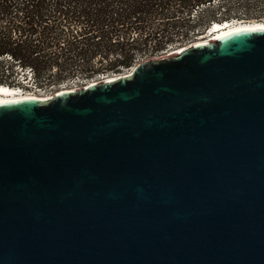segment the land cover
Instances as JSON below:
<instances>
[{
    "label": "water",
    "instance_id": "obj_1",
    "mask_svg": "<svg viewBox=\"0 0 264 264\" xmlns=\"http://www.w3.org/2000/svg\"><path fill=\"white\" fill-rule=\"evenodd\" d=\"M179 49L0 101V264H264V27Z\"/></svg>",
    "mask_w": 264,
    "mask_h": 264
},
{
    "label": "trees",
    "instance_id": "obj_2",
    "mask_svg": "<svg viewBox=\"0 0 264 264\" xmlns=\"http://www.w3.org/2000/svg\"><path fill=\"white\" fill-rule=\"evenodd\" d=\"M233 21H264V0H0V86L83 85Z\"/></svg>",
    "mask_w": 264,
    "mask_h": 264
},
{
    "label": "bare ground",
    "instance_id": "obj_3",
    "mask_svg": "<svg viewBox=\"0 0 264 264\" xmlns=\"http://www.w3.org/2000/svg\"><path fill=\"white\" fill-rule=\"evenodd\" d=\"M245 26H252V27H264V22H252V23H229V22H225L223 24L220 23H215V25H212V27L210 28L211 31L213 29V31H217V34L210 39H204V40H198L201 42L204 41H209V40H215L217 38H219L220 36H223L224 34L236 29V28H240V27H245ZM180 49H177L175 51H172L171 53H178ZM22 89L20 88H11V87H7V86H0V101H4V100H13L16 98H21L24 97L26 95L21 94ZM20 91V92H19ZM47 96H43L42 98H46Z\"/></svg>",
    "mask_w": 264,
    "mask_h": 264
},
{
    "label": "rangeland",
    "instance_id": "obj_4",
    "mask_svg": "<svg viewBox=\"0 0 264 264\" xmlns=\"http://www.w3.org/2000/svg\"><path fill=\"white\" fill-rule=\"evenodd\" d=\"M216 34H217V31H213V29L211 31V29H209V30H207V32L205 34L200 36L197 40H204V39H207V38L210 39V38H213ZM166 54H163V55H166ZM163 55H160L158 57H161ZM85 83H83V85H82V82L79 83V84H77L76 82H75V84H71V82H70V85L65 84V85H62V86H66V88L74 87L75 85H77L79 87H82V86L85 85ZM62 86H61V88H63ZM32 92H35V94H37L38 96H44V97L45 96H49L50 94L53 93V91H43V90H40V89H37V90H30V89H27V90L25 89L24 90V89H22V93L25 94V95L28 94V93H32Z\"/></svg>",
    "mask_w": 264,
    "mask_h": 264
},
{
    "label": "built area",
    "instance_id": "obj_5",
    "mask_svg": "<svg viewBox=\"0 0 264 264\" xmlns=\"http://www.w3.org/2000/svg\"><path fill=\"white\" fill-rule=\"evenodd\" d=\"M132 68L133 67H131V68H129V69H126L123 73H128V72H130L131 70H132ZM98 78H100V77H98ZM71 84H75V82H71ZM86 84V83H85ZM63 88H66V86H62ZM79 86H77V85H75L74 87H69L70 89H75V88H78ZM21 91V94H23L22 93V90H20ZM19 91V92H20ZM25 95V94H24ZM26 96H38L37 94H35V92H32V93H28V94H26ZM39 97H43V96H39Z\"/></svg>",
    "mask_w": 264,
    "mask_h": 264
}]
</instances>
